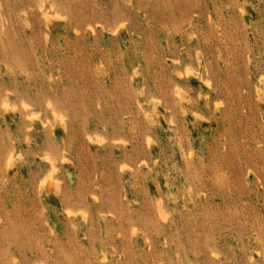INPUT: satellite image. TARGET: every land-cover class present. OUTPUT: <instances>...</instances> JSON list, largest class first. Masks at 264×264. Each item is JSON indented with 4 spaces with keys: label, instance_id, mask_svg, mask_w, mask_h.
Returning <instances> with one entry per match:
<instances>
[{
    "label": "rangeland",
    "instance_id": "1",
    "mask_svg": "<svg viewBox=\"0 0 264 264\" xmlns=\"http://www.w3.org/2000/svg\"><path fill=\"white\" fill-rule=\"evenodd\" d=\"M0 264H264V0H0Z\"/></svg>",
    "mask_w": 264,
    "mask_h": 264
},
{
    "label": "bare ground",
    "instance_id": "2",
    "mask_svg": "<svg viewBox=\"0 0 264 264\" xmlns=\"http://www.w3.org/2000/svg\"><path fill=\"white\" fill-rule=\"evenodd\" d=\"M90 29V28H89ZM116 29V28H115ZM188 69V68H187ZM193 70V69H192ZM191 72V71H190ZM206 83V82H205ZM53 110V109H52ZM48 157V156H47ZM49 159V158H48ZM50 164V166H51V163H49ZM53 171V170H52ZM45 181V180H44ZM67 214V213H66Z\"/></svg>",
    "mask_w": 264,
    "mask_h": 264
}]
</instances>
